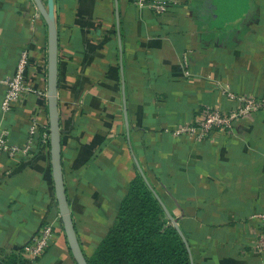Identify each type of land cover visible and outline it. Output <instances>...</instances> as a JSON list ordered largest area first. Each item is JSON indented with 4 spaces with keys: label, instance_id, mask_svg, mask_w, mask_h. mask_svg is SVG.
Instances as JSON below:
<instances>
[{
    "label": "crops",
    "instance_id": "1",
    "mask_svg": "<svg viewBox=\"0 0 264 264\" xmlns=\"http://www.w3.org/2000/svg\"><path fill=\"white\" fill-rule=\"evenodd\" d=\"M138 1L55 0L62 165L81 246L94 252L142 168L194 264H264L252 218L264 213V111L200 142L175 133L205 108L230 111L225 89L264 96V0H162L163 13ZM23 50L34 90L5 113L3 80ZM48 75L49 29L35 1L0 0V130L11 142L26 144L34 119L50 130ZM49 222L53 241L31 264H76L50 142L28 157L0 153V249H19Z\"/></svg>",
    "mask_w": 264,
    "mask_h": 264
},
{
    "label": "trees",
    "instance_id": "2",
    "mask_svg": "<svg viewBox=\"0 0 264 264\" xmlns=\"http://www.w3.org/2000/svg\"><path fill=\"white\" fill-rule=\"evenodd\" d=\"M155 187L137 172L89 264H192ZM0 264H31L19 249H0Z\"/></svg>",
    "mask_w": 264,
    "mask_h": 264
},
{
    "label": "built area",
    "instance_id": "3",
    "mask_svg": "<svg viewBox=\"0 0 264 264\" xmlns=\"http://www.w3.org/2000/svg\"><path fill=\"white\" fill-rule=\"evenodd\" d=\"M139 5H145L146 0H139ZM151 6L157 13L165 12L169 4L166 1L155 0ZM188 64V57L185 56ZM29 66V53L27 50L21 51L18 66L14 75L3 80L6 84V91L3 98L2 110L10 112L13 106L19 101L23 93L33 91L34 88L26 82V71ZM189 66V64H188ZM186 75L192 77V71L188 67ZM229 100L234 104L230 111L205 108L201 110L191 123L181 125L175 130L177 135L188 136L195 142L203 141L209 138L213 131L224 133H233L236 123L254 113L264 111V96L253 94H237L225 89ZM50 142V130L40 133L37 119L31 124L29 129V138L26 144L18 145L11 142L8 131L0 130V153H6L11 158L28 157L34 151V147L39 143L47 144ZM252 218L258 221V239L254 248L258 251H264V213L259 212L252 215ZM55 229L53 223H46L35 234L29 242L19 248L22 255L30 261L36 262L47 251L53 241Z\"/></svg>",
    "mask_w": 264,
    "mask_h": 264
},
{
    "label": "water",
    "instance_id": "4",
    "mask_svg": "<svg viewBox=\"0 0 264 264\" xmlns=\"http://www.w3.org/2000/svg\"><path fill=\"white\" fill-rule=\"evenodd\" d=\"M40 13L44 17L49 29V75H48V101H49V125H50V157L54 180L55 196L63 223L64 231L67 237L69 248L76 264H89L79 241L75 223L73 220L68 196L66 192L64 173L62 165V134H61V117L59 110V37L56 20L55 0H34ZM140 173L150 183L145 172L140 168ZM151 184V183H150ZM156 192V191H155ZM157 197L161 201L169 219L180 235L190 253L192 264H194L193 254L190 244L181 229L178 219L170 212L159 194Z\"/></svg>",
    "mask_w": 264,
    "mask_h": 264
}]
</instances>
